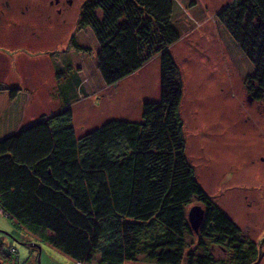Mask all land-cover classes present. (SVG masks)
<instances>
[{"label":"trees","instance_id":"16d2710c","mask_svg":"<svg viewBox=\"0 0 264 264\" xmlns=\"http://www.w3.org/2000/svg\"><path fill=\"white\" fill-rule=\"evenodd\" d=\"M176 5L86 0L79 15L78 25L98 40L106 86H117L160 56L159 99L143 103L140 119H111L78 135L70 92L85 99L91 87L76 75L56 88L62 107L0 137V211L32 249L39 246L29 243H45L79 264L96 258L99 264L141 258L216 264L218 251L226 252L229 264H256L262 257L260 243L244 235L204 189L187 153L183 77L171 49L181 38ZM217 18L254 64L247 77L251 98L264 101V0H233ZM70 42L90 53L75 35ZM60 68L64 79L70 76L65 69L73 71L69 62ZM19 92L0 86V112ZM194 204L204 209L198 231L188 218Z\"/></svg>","mask_w":264,"mask_h":264},{"label":"rangeland","instance_id":"374dc122","mask_svg":"<svg viewBox=\"0 0 264 264\" xmlns=\"http://www.w3.org/2000/svg\"><path fill=\"white\" fill-rule=\"evenodd\" d=\"M12 1L13 8L19 11L29 6L27 12L32 11L29 19L18 11V30H22V24L32 21L34 35L33 38H29L31 33L20 37L18 31L17 46L22 45L26 51L7 53L17 56L16 59L7 58L4 52L0 54L3 86L19 87V100L25 102L23 115L21 109L13 119L15 107L2 114L0 137L14 131L21 116L20 124L26 125L62 107L65 100L62 94L55 95L56 88L68 84L66 80L76 75L84 83L89 80L87 85L91 87L85 99L70 92L78 135H83L91 124L93 129L119 118L108 117L113 113L107 108L111 93L102 89L105 84L98 68V40L92 29L78 25L86 0H73L67 7L62 3L65 0L60 3H56L57 0ZM176 1L174 23L181 38L171 49L183 77L181 112L188 139L187 153L204 189L242 228L244 235L260 243L262 257L256 264H264V101L251 98L247 77L254 70V64L226 24L217 18L218 12L233 0ZM7 17L2 22L3 27L11 22ZM74 35L80 44L91 48L90 53L79 52L71 45ZM29 42H33L32 46ZM68 62L73 71L65 70L70 76L59 77L60 67ZM158 66L152 62L141 72L149 73L144 97L151 96L156 72L157 96L161 91ZM146 100L148 98L143 99V103ZM132 102L135 109L137 98H128V108ZM135 114L137 119L141 118L140 112ZM28 237L35 238L31 234ZM23 239L11 220L0 211L3 251L0 264H79L51 245L40 243V252ZM225 253L217 252L216 264H229ZM87 264L99 262L96 258ZM133 264L156 263L141 258Z\"/></svg>","mask_w":264,"mask_h":264},{"label":"crops","instance_id":"0c3cea01","mask_svg":"<svg viewBox=\"0 0 264 264\" xmlns=\"http://www.w3.org/2000/svg\"><path fill=\"white\" fill-rule=\"evenodd\" d=\"M50 49V48H48ZM152 62H156L158 63V68H159V80H160V59L157 58V55L152 58L151 61H149L146 65H144L140 70L136 71L135 73H133L132 75L126 77L125 79H123L122 81H120L118 83L117 86H104V88L102 89H107L110 91L111 96H110V103L108 104L107 108L110 110H113V113L110 116H120L121 118L126 117V118H133L136 119L138 118L136 116L135 113L140 112V114H142V110L141 109V105L143 103V99L148 98V100H157L158 96H157V72H156V76H154V82H152V88H150V93L151 96L150 97H144L145 91L147 90V86H148V78H149V73L146 74H141V72L148 66L150 65ZM160 94V93H159ZM55 95H57V93H55ZM134 97L137 98V106L135 109H133V104L134 102H132L131 104H129V108L127 106V101L129 97ZM19 95L17 96V98L10 103L7 107H5L1 112H0V118L2 117V114L7 110V109H12L13 107H15V111H14V116L13 119H15L18 114H20L21 112H19V110L21 111L22 109V115L24 113L22 104H24L25 102L21 100H19ZM18 101V102H17ZM20 103V104H19ZM22 107V108H21ZM20 108V109H19ZM11 116V117H12ZM22 121V116L20 117V121L19 124L17 125L16 129L24 126V123L20 124V122ZM90 124V123H89ZM92 126V124H91ZM89 125L88 128L91 127ZM12 128V127H9ZM15 129V130H16ZM6 131V130H5ZM8 134V133H7ZM6 135V134H5Z\"/></svg>","mask_w":264,"mask_h":264},{"label":"flooded vegetation","instance_id":"af4514ba","mask_svg":"<svg viewBox=\"0 0 264 264\" xmlns=\"http://www.w3.org/2000/svg\"><path fill=\"white\" fill-rule=\"evenodd\" d=\"M12 0H0V54L4 52L3 55H6L7 58H14L16 59L17 56L14 57L13 54H7V53H12L15 51H21V49H24L22 45H18V37H24L25 35L27 36L28 34L31 33L29 38H33L34 35V30L32 29V21L31 24H22V30H18L19 25H18V19L19 16L21 15L25 19L31 18L30 14L31 12H27V9H29V6H26V9H22L21 11L16 10L13 8ZM61 0H57L56 3H60ZM73 0H65L63 5L67 7L68 5H71ZM53 4V1L51 2ZM66 4H68L66 6ZM18 11L21 12V14H18ZM8 16V17H7ZM9 18L11 22L6 25V27H3L2 22L5 18ZM18 31H20V34L18 36ZM30 45L32 46L33 42H29ZM5 44V45H4ZM3 45V46H2ZM30 47H28L29 49ZM5 50V51H4ZM24 51H26L24 49ZM28 52V51H27ZM82 52V51H79ZM84 53V52H83ZM2 72V68L0 69V73ZM3 80L0 78V86H3ZM253 99V98H252ZM251 100V98L249 99Z\"/></svg>","mask_w":264,"mask_h":264},{"label":"water","instance_id":"95a60500","mask_svg":"<svg viewBox=\"0 0 264 264\" xmlns=\"http://www.w3.org/2000/svg\"><path fill=\"white\" fill-rule=\"evenodd\" d=\"M188 218H189V221L191 223L192 228L195 231H198L199 227L203 221V218H204L203 207L199 204L191 206V208L188 211ZM29 244H31L33 246H39V250L41 252V246L40 245H38L37 243H29Z\"/></svg>","mask_w":264,"mask_h":264},{"label":"clouds","instance_id":"9594fccd","mask_svg":"<svg viewBox=\"0 0 264 264\" xmlns=\"http://www.w3.org/2000/svg\"><path fill=\"white\" fill-rule=\"evenodd\" d=\"M219 12H220V11H219ZM219 12H218V13H219Z\"/></svg>","mask_w":264,"mask_h":264}]
</instances>
